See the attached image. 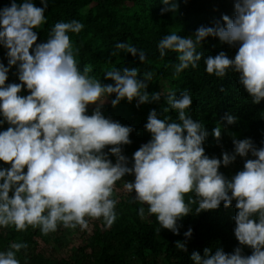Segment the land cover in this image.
Returning a JSON list of instances; mask_svg holds the SVG:
<instances>
[{
	"label": "clouds",
	"instance_id": "1",
	"mask_svg": "<svg viewBox=\"0 0 264 264\" xmlns=\"http://www.w3.org/2000/svg\"><path fill=\"white\" fill-rule=\"evenodd\" d=\"M161 12H175L179 0H161ZM34 0L0 9V45L7 49V66L0 62V125L9 127L0 131V161L10 167H0V228L14 226L25 231L31 226L47 235L59 226L82 229L88 227V218H103L111 226L117 218L114 198L116 182L126 174H134V181H124L128 192H135L139 214L154 215L160 229L167 228L179 234L178 220L191 213L185 194L194 192L196 214L225 207L236 201L234 234L240 245L253 251L245 255L242 247L227 253L217 248L204 249V255L191 254L194 264H264V147L257 148L252 138L233 136L234 150L222 153V159L210 157L204 143L208 136L205 124L189 114L192 96L184 90L177 96L170 92L168 107L178 114L177 120L161 118L153 109L145 128L151 139L129 159L122 146L131 144V126L105 117L101 111L105 102L115 93L112 105L126 99L140 104L159 101L161 92L149 93L147 81L152 73L139 78L137 67L107 70V79L114 84H103L90 75L91 67L80 69L69 33H79L84 24L78 20L54 24L46 42L37 43L38 31L47 20L45 10ZM235 17L223 16L224 25L200 26L195 35L182 36L176 31L163 36L158 43L161 57L171 50L178 54L175 75L198 67L203 57L206 71L223 78L231 72L239 74V82L254 104L264 101V0H235ZM218 37L233 47L238 46L234 58L221 51L204 56L198 51L209 37ZM144 62L145 53L121 41L116 45ZM12 66L18 69L21 83H6ZM29 94L21 95L24 88ZM90 105H95L88 114ZM228 124L238 123L230 112L224 117ZM219 139L221 125L212 130ZM111 146V147H108ZM108 149L105 151V149ZM115 155L116 162L109 158ZM243 170L231 178L221 171L237 157H248ZM25 168L27 169L25 171ZM11 193V195H10ZM157 229V231H160ZM189 228L185 237H191ZM176 245L187 251L183 241ZM26 243L15 242L8 250L0 251V264H21L17 252Z\"/></svg>",
	"mask_w": 264,
	"mask_h": 264
},
{
	"label": "trees",
	"instance_id": "2",
	"mask_svg": "<svg viewBox=\"0 0 264 264\" xmlns=\"http://www.w3.org/2000/svg\"><path fill=\"white\" fill-rule=\"evenodd\" d=\"M23 0H17L22 3ZM36 6L43 7L42 0H34ZM12 0H0V9L10 6ZM179 9L175 12H161L165 7L161 0H48L45 10L46 23L37 29V43L46 42L52 27L59 21L73 19L84 24L79 33H69L72 45L76 51V59L81 70L85 66L92 69L90 75L101 80L103 84H114L104 73L107 70L124 67H137L139 78L143 74L152 73V81H145L149 93L161 92V99L140 104L138 100L129 103L122 100L113 106L115 93L105 102L101 111L107 118L131 126V144L122 146V153L129 159V167L134 163L133 154L152 137L145 128L150 112L155 109L161 113V118L178 119L174 109L167 112V95L174 91L177 96L184 90L192 96L189 114L205 124L208 136L204 143L205 152L210 157L222 159V153L234 150L233 136L236 138H252L257 148L264 147V101L254 104L251 97L239 82V74L229 72L220 78L206 71L203 57L198 67L183 70L175 75L174 65L178 63V54L168 50L161 57L158 43L163 36L176 31L182 36H193L200 26H214L217 22L224 25L223 16L235 17V0H179ZM135 46L145 53L142 62L139 53L133 56L123 49H117L119 42ZM206 57L217 55L224 51L234 58L238 46L233 47L221 42L218 37L209 36L203 45L198 46ZM0 62L7 66V49L0 45ZM6 83H21L18 69L12 66ZM26 87L20 93L29 94ZM95 105H90L91 115ZM231 113L237 117L238 123L228 124L224 117ZM3 119V117H0ZM221 125L222 134L219 141L212 130ZM9 127L5 122L0 125V131ZM111 147V146H108ZM108 149L106 148L105 151ZM109 158L116 162L115 155L109 153ZM248 157H237L228 166L221 165L220 171L231 178L243 170ZM0 167H10L0 161ZM27 169L25 168V171ZM134 174H126L116 182L114 198L117 218L108 226L103 218H88L86 229L79 226L66 228L59 226L55 232L43 234L39 228H29L17 231L14 226L0 228V251H6L12 243H26L27 247L17 252L21 264H194L191 260L193 252L204 255L205 248H211L213 254L217 248H223L227 253H233L235 248L242 247L245 255H251L252 249L240 245L234 234V216L238 209L236 201L229 207L224 203L214 210L202 211L196 214V194H185V202L190 204L191 213L178 220L179 234L167 228H161L154 215H149L144 205L145 215L141 217V204L134 199L135 192L124 188V181H134ZM11 195V193H10ZM191 228L192 236L184 233ZM160 229V231H157ZM66 235L68 237H66ZM177 241L187 245V251H182ZM49 245L50 250L46 249Z\"/></svg>",
	"mask_w": 264,
	"mask_h": 264
},
{
	"label": "rangeland",
	"instance_id": "3",
	"mask_svg": "<svg viewBox=\"0 0 264 264\" xmlns=\"http://www.w3.org/2000/svg\"><path fill=\"white\" fill-rule=\"evenodd\" d=\"M66 237H68V236L66 235ZM45 247H46V249H48V250H50V248H51L49 245H46Z\"/></svg>",
	"mask_w": 264,
	"mask_h": 264
}]
</instances>
